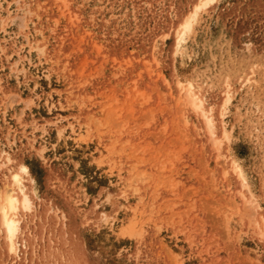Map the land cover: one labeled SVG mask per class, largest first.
<instances>
[{
    "label": "rangeland",
    "instance_id": "rangeland-1",
    "mask_svg": "<svg viewBox=\"0 0 264 264\" xmlns=\"http://www.w3.org/2000/svg\"><path fill=\"white\" fill-rule=\"evenodd\" d=\"M198 1L0 0V264H264V0Z\"/></svg>",
    "mask_w": 264,
    "mask_h": 264
},
{
    "label": "bare ground",
    "instance_id": "bare-ground-1",
    "mask_svg": "<svg viewBox=\"0 0 264 264\" xmlns=\"http://www.w3.org/2000/svg\"><path fill=\"white\" fill-rule=\"evenodd\" d=\"M215 0H199L194 7L192 8L193 10L191 13L185 18V20L181 23L180 29L177 32V46L181 45V43L185 40L186 38V33L190 30L191 24L194 20V17L196 16L197 12L203 8L209 5V3L214 2ZM177 27V28H178ZM181 85V84H180ZM193 85L188 84L187 87H185L184 91L187 99L189 100L190 104L192 107L196 108L197 110H200L202 112L203 116L206 118V122L208 126L211 128V119L206 117L205 112L202 108V101L199 99L198 95L196 94V91L192 88ZM196 86V85H195ZM238 172V171H237ZM239 176V175H238ZM13 181L18 187V190L22 193V204L24 207H26L29 204V200L27 195L24 192V185L22 184L20 177L17 173L13 174ZM243 185V183H242ZM4 199L2 198V202L0 205V211L2 214V219H3V225L6 228L7 234H8V239L10 242V248L13 250L14 248V242L13 238L15 237L16 230L18 228L19 220L16 218L17 215V203H18V198L15 196L11 191H8L4 194ZM21 201V200H20ZM28 208V207H27Z\"/></svg>",
    "mask_w": 264,
    "mask_h": 264
}]
</instances>
